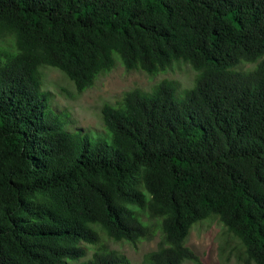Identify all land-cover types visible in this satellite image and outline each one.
<instances>
[{"label": "trees", "instance_id": "trees-1", "mask_svg": "<svg viewBox=\"0 0 264 264\" xmlns=\"http://www.w3.org/2000/svg\"><path fill=\"white\" fill-rule=\"evenodd\" d=\"M188 64L72 127L42 66L76 92L120 63ZM215 216L264 264V0H0V264H130L111 243L158 237L142 264H203Z\"/></svg>", "mask_w": 264, "mask_h": 264}, {"label": "rangeland", "instance_id": "rangeland-1", "mask_svg": "<svg viewBox=\"0 0 264 264\" xmlns=\"http://www.w3.org/2000/svg\"><path fill=\"white\" fill-rule=\"evenodd\" d=\"M40 69L42 89L48 94L49 104L57 109L64 108L69 113L72 127L84 130L99 128L102 102H111L124 91L135 86L147 88L164 77L177 81L180 87L189 86L195 75V71L183 62L173 63L165 72L155 75L136 70L125 71L120 63H116L111 70L98 74L92 86L78 93L59 70L49 66ZM157 240L155 236L136 245L123 242L111 243L110 246L123 253L130 264H142L143 255L155 248ZM186 245L201 258L203 264H244L238 241L224 231L215 216L192 225ZM185 264L195 263L189 261Z\"/></svg>", "mask_w": 264, "mask_h": 264}]
</instances>
